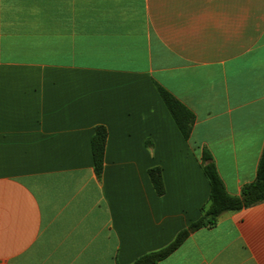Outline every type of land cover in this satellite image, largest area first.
I'll list each match as a JSON object with an SVG mask.
<instances>
[{
	"label": "crops",
	"instance_id": "1",
	"mask_svg": "<svg viewBox=\"0 0 264 264\" xmlns=\"http://www.w3.org/2000/svg\"><path fill=\"white\" fill-rule=\"evenodd\" d=\"M263 149L264 0H0V264H132L200 218L204 151L240 196ZM157 264H264V202Z\"/></svg>",
	"mask_w": 264,
	"mask_h": 264
},
{
	"label": "trees",
	"instance_id": "2",
	"mask_svg": "<svg viewBox=\"0 0 264 264\" xmlns=\"http://www.w3.org/2000/svg\"><path fill=\"white\" fill-rule=\"evenodd\" d=\"M158 91L169 112L179 127L185 139H189L195 121L193 113L177 100L168 90L157 85ZM108 132L103 126L95 129L91 141L94 170L100 178L104 169L105 147ZM202 170L210 184L208 203L201 208V216L187 228L180 231L176 238L166 247L139 257L132 264H157L168 258L179 249L191 234L201 229L214 228L219 218L225 213L238 212L258 203L264 202V149L258 165L256 179L242 188L240 196L230 195L219 175L217 166L208 152L201 157ZM150 180L159 196L164 195L165 188L160 168L149 170Z\"/></svg>",
	"mask_w": 264,
	"mask_h": 264
}]
</instances>
